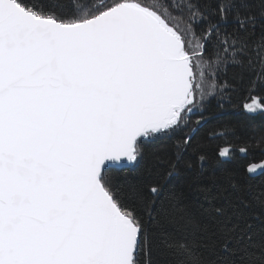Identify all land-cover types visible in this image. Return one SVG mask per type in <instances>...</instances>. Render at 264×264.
I'll return each instance as SVG.
<instances>
[{
  "label": "snow or ice",
  "instance_id": "6c2138e0",
  "mask_svg": "<svg viewBox=\"0 0 264 264\" xmlns=\"http://www.w3.org/2000/svg\"><path fill=\"white\" fill-rule=\"evenodd\" d=\"M213 102L264 116V0H0V264H264Z\"/></svg>",
  "mask_w": 264,
  "mask_h": 264
},
{
  "label": "trees",
  "instance_id": "16d2710c",
  "mask_svg": "<svg viewBox=\"0 0 264 264\" xmlns=\"http://www.w3.org/2000/svg\"><path fill=\"white\" fill-rule=\"evenodd\" d=\"M206 122L198 128L196 142L204 145L209 155H213L219 147L231 145L235 149L234 166H244L249 162L264 163V116H257L253 120L244 117L235 107L227 110H217L213 102L210 110L205 114ZM196 117H193L195 120ZM195 127V125H193ZM245 148V153H240V148ZM151 150L166 156L171 152V143L157 142ZM150 166L152 160L147 162ZM161 170L163 166L161 165ZM119 182L134 180L135 175L124 176L116 174ZM264 177L257 179L256 187L261 186Z\"/></svg>",
  "mask_w": 264,
  "mask_h": 264
}]
</instances>
